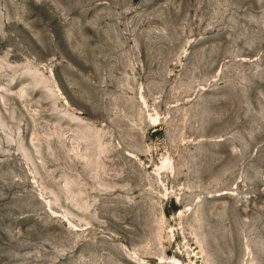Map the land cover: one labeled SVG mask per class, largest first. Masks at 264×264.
Wrapping results in <instances>:
<instances>
[{
    "label": "rangeland",
    "instance_id": "374dc122",
    "mask_svg": "<svg viewBox=\"0 0 264 264\" xmlns=\"http://www.w3.org/2000/svg\"><path fill=\"white\" fill-rule=\"evenodd\" d=\"M0 264H264V0H0Z\"/></svg>",
    "mask_w": 264,
    "mask_h": 264
}]
</instances>
